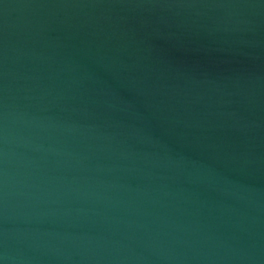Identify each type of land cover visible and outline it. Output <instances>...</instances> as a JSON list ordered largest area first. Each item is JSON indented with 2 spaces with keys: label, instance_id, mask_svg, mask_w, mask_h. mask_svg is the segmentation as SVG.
Returning a JSON list of instances; mask_svg holds the SVG:
<instances>
[{
  "label": "water",
  "instance_id": "obj_1",
  "mask_svg": "<svg viewBox=\"0 0 264 264\" xmlns=\"http://www.w3.org/2000/svg\"><path fill=\"white\" fill-rule=\"evenodd\" d=\"M0 264H264V0H0Z\"/></svg>",
  "mask_w": 264,
  "mask_h": 264
}]
</instances>
